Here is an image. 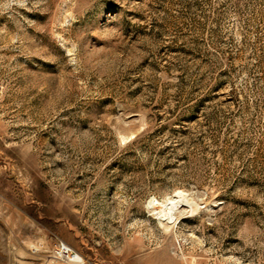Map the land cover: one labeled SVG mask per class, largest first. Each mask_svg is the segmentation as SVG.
Masks as SVG:
<instances>
[{
  "label": "rangeland",
  "instance_id": "374dc122",
  "mask_svg": "<svg viewBox=\"0 0 264 264\" xmlns=\"http://www.w3.org/2000/svg\"><path fill=\"white\" fill-rule=\"evenodd\" d=\"M58 241L264 264V0H0V264Z\"/></svg>",
  "mask_w": 264,
  "mask_h": 264
},
{
  "label": "built area",
  "instance_id": "2783aa9c",
  "mask_svg": "<svg viewBox=\"0 0 264 264\" xmlns=\"http://www.w3.org/2000/svg\"><path fill=\"white\" fill-rule=\"evenodd\" d=\"M49 254L48 264H70L74 251L68 243L58 241L54 243Z\"/></svg>",
  "mask_w": 264,
  "mask_h": 264
},
{
  "label": "bare ground",
  "instance_id": "6f19581e",
  "mask_svg": "<svg viewBox=\"0 0 264 264\" xmlns=\"http://www.w3.org/2000/svg\"><path fill=\"white\" fill-rule=\"evenodd\" d=\"M180 196H181V192H176L171 196H169V198L166 201V204L163 206V208H161L157 212L160 215V217L166 218L170 214L175 213V211L180 208V199H179ZM49 259H50V254H49Z\"/></svg>",
  "mask_w": 264,
  "mask_h": 264
}]
</instances>
